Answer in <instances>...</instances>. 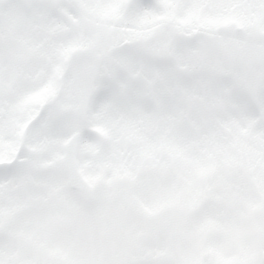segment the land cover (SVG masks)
Returning <instances> with one entry per match:
<instances>
[{"label":"snow or ice","instance_id":"1","mask_svg":"<svg viewBox=\"0 0 264 264\" xmlns=\"http://www.w3.org/2000/svg\"><path fill=\"white\" fill-rule=\"evenodd\" d=\"M0 264H264V0H0Z\"/></svg>","mask_w":264,"mask_h":264}]
</instances>
